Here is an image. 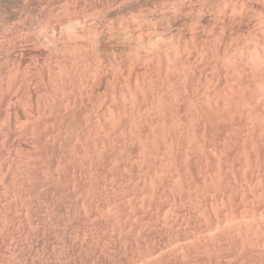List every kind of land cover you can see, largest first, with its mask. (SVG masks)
Listing matches in <instances>:
<instances>
[{"label": "bare ground", "instance_id": "obj_1", "mask_svg": "<svg viewBox=\"0 0 264 264\" xmlns=\"http://www.w3.org/2000/svg\"><path fill=\"white\" fill-rule=\"evenodd\" d=\"M7 2L21 10V14L13 16L18 20L14 28L9 27L4 16L7 11L2 10V3ZM162 24H167L166 28ZM254 106L264 110V0H0V200L6 203V209L14 203L20 207L19 212L34 219L33 203L73 199L83 206L86 201H95L104 187H123L126 181L131 185L128 179H132V171L141 172L150 167L152 160L156 165L151 167L156 172L147 169L145 174L154 176L148 179L153 185L175 163L182 136L192 141L203 131L200 135L204 137L207 128L209 132L217 130L219 120L226 122V118L227 124L235 123L233 116L239 108L251 110ZM257 112L258 116L263 114L257 110L252 114L256 117ZM247 117L244 118L248 120ZM242 118L239 126L236 123L232 128L225 123V129L240 127ZM256 118V122L261 120ZM212 122L214 129L207 127ZM247 123L245 127L250 131ZM248 162L244 164L245 174ZM255 168L259 167L251 170ZM158 174L161 177H156ZM176 179L173 176L172 182L177 184ZM255 182L256 187L261 186ZM178 188L173 190L177 192ZM107 206L106 210L110 209ZM14 210L17 217L19 212L15 207ZM2 217L3 214L0 221L5 215ZM5 219L3 224L7 225ZM10 226L14 228V223Z\"/></svg>", "mask_w": 264, "mask_h": 264}, {"label": "rangeland", "instance_id": "obj_2", "mask_svg": "<svg viewBox=\"0 0 264 264\" xmlns=\"http://www.w3.org/2000/svg\"><path fill=\"white\" fill-rule=\"evenodd\" d=\"M8 3L9 2L6 3L7 6L10 5V7H8V8H7L5 3H2V10L7 11V14L4 13L5 15L4 14L3 15L8 20V25H10L9 27L14 28L16 26L18 20H17V17L13 18V16H18L19 13L21 14V10L19 7H17L18 5L14 4V3L13 4L9 3V5H8ZM9 11H10V13H9ZM8 14H9V16H8ZM15 21H17L16 24H15ZM162 23L165 24V22H162ZM164 24H162L164 27L167 26V24L166 25H164ZM68 31H69V28H68ZM257 106L253 107V108H256L255 110L253 108H251V110H250V109H246L244 107L238 109L241 112L240 113L241 116L240 115L239 116L241 118L243 117L242 119H244L243 124H242L243 121H240V127H236L234 129H229V126L233 128V126H235L236 123H237L236 125L239 126V120H240L239 118L240 117L237 118L239 111L236 110L238 114L234 115L236 112H233L234 116L232 115L233 119L235 120V123H233L234 121L231 120L232 118L230 119L229 117H227V118H228V120L233 121V122H231L232 124H229V123L227 124L226 118H225L226 122L223 120H219L218 121V123L220 122L219 124L216 122L218 124V126L221 125L219 127H224L222 130H221V128L219 129V127L217 125H216L217 130L215 129L216 131H212V129H211L209 132L207 130H209L210 128H207V130L204 131L206 134H203L204 135V137H203L202 135H200L203 133V131L201 132V130L198 129V132L199 133L201 132V133L199 135H197L198 134L197 133L196 134L197 137L195 135V137H194L195 139L192 141H191V138L189 139L188 136H184V137L182 136L184 138V141L181 140V139H183L181 137V139H180L181 142H180V146H179L180 150L178 149V153H177L178 157L176 156V161H174L175 163H172L171 166L167 167V169H166L167 172L168 171L170 172V174H169V172L167 173V172L163 171L161 174L162 175V177H161V175H159L160 174L159 173L156 177H158V178L161 177V178L158 179V181L156 178V180L154 182L156 185L155 184H153V185L149 184L150 178H154V176H152L150 172L154 173V171H155V170H153V168L151 166L156 165L155 161L152 160L154 163L152 161H149L151 163V165L149 164L150 167L142 169L141 172H140V170L137 171L136 169H134L132 171V173H131L132 179H128V180L132 181V182L131 181L129 182V183H132L131 185L128 184V181H126L125 182L126 184L123 183V187H122V184H121V186H120V184H118V185H115V187L114 186H107V187L102 188V190H104L106 192L100 190L101 191L100 196H98L99 199H98V197H96L95 201H91V203L90 202L88 203V201H86V203L91 204L90 207H89V205H86L85 202L83 203V206H82V203L80 204V202H78V201H75V200L73 201V199L70 201L69 200H57V201L52 200V201L45 202V203L44 202H39V203H35V204L33 203L34 206L32 204V209L34 208L33 214L34 213L35 214L33 215L34 219H32V217L28 218V215L27 214L25 215L24 211L19 212L21 209L16 204H15V206L13 205L14 203H12V206L10 205L12 210L6 209V207H5L6 203H3V204H5V205H3L2 200H0V213L2 212L3 217L5 215V217L4 218L2 217L3 219L1 220L2 224L0 223V225H1L0 230H1V228H3V231L0 232V264H264V255H263L264 254V248H263L264 247L263 246L264 245V240H263L264 239V212H262L263 214H261V211L264 210V209H262V208H264V199L262 201V197L264 198V196H262V195H264V193H263L264 192V188H263L264 187L263 186L264 185V177H263L264 169H262V168H264V161H262L264 159L263 158L264 157V145H262V142L264 141V140H262L264 138V135H263L264 134L263 133L264 132V126H263L264 124H262V123H264V121H263L264 120V110L262 109L263 108L262 106H259L261 109L259 108V110H258ZM245 110L247 111V113L244 116L243 111H245ZM256 110L260 111V113L261 112L263 113V114H260V116H258L259 112H257L258 114L256 113L257 114L256 117H259L258 118L259 120L261 118V120L258 122H256L257 118L255 117V115L252 114L253 112L255 113ZM250 111H253V112H251V116L249 114ZM261 115H263V117H261ZM246 116H248L247 117L248 120H246L244 118ZM253 116H254V118H252L253 120L251 118H249V117H253ZM235 117L238 120L235 119ZM230 121H228V122H230ZM247 121L248 122L253 121V123L255 121L256 124L255 123L249 124V123H247ZM221 122L223 125L225 123H226V125H229L226 127V129H228V130L225 129L226 125L223 126L221 124ZM245 123H247L248 128H250V131H248L249 129H247V126L245 127V125H246ZM209 125L210 126H207V127H212L214 129L213 125H215V124H213V122ZM231 125H233V126H231ZM241 125H244V126H241ZM249 125H250V127H249ZM254 125L255 126L258 125V126L255 127ZM260 125H261V127H263V128H261L262 130L260 129ZM244 127H245V129L243 130ZM253 127H254V129L256 128L257 130H254ZM251 129H252L253 133H251L252 132ZM206 131L208 132V134ZM234 131H235V133H234ZM247 131L250 133H248ZM229 132H230V134H229ZM258 132H259V134H258ZM241 133H243V134H241ZM245 133L248 135H246ZM211 134H212V136H211ZM224 134H225V136H224ZM236 135H237V137H236ZM260 135H263V136H260ZM198 136H202V137H198ZM240 137H242V138H240ZM257 137H258V139H257ZM226 139H227V141H226ZM230 140L232 143L230 142ZM241 140H242V142H241ZM250 140H252V142ZM190 142H191V144H189ZM201 142H203V143H201ZM243 142H244V144H243ZM255 143H257V144H255ZM195 144H197V145H195ZM213 144H215V145H213ZM242 144L244 147L242 146ZM188 147H190V148H188ZM198 147H199V149H197ZM206 147H208V148H206ZM217 147H218V149H217ZM225 147H228V149ZM214 148H216V149H214ZM221 148H222V150H221ZM250 149H251V151H250ZM195 150H197V151H195ZM261 150H263V151H261ZM190 151H191V153H190ZM256 152H257V154H256ZM253 153H255V154H253ZM187 154H188V156H187ZM218 154H220V155H218ZM200 156H202V158ZM219 157H220L221 161L218 160ZM241 157H242V160H241ZM178 159L181 160L182 162L181 161L179 162ZM234 160H235V162H234ZM247 160L250 162H248ZM245 161L248 162V164L246 163L247 168H248V166H249V168L251 167L250 169L249 168L247 169L248 173L250 172V174H249L250 176L247 175L248 174L247 171L245 174V170H246V167L244 166ZM254 162H255V164H254ZM201 163H203V164H201ZM216 163H218L219 165H217ZM241 163L243 166H241ZM257 163H259V164H257ZM222 164H223V166H222ZM251 164H252V166H251ZM175 165H176V167H175ZM197 165H199V166H197ZM232 165H233V168H232ZM256 166H257V168L258 167L259 168L258 169L255 168L254 170H251ZM214 168H216V169H214ZM260 168H261V170H260ZM147 169H149L150 172L147 171L146 173H148V172L149 173L146 175L145 171ZM186 169H188V170H186ZM262 170H263V172H262ZM188 171H189V174H188ZM213 171H214V173H213ZM158 172H160V171H157V173ZM196 172H199V173H196ZM242 172H243V174H242ZM255 172H257V173L262 172L261 173L262 175L260 173H258L259 174L258 175ZM137 173H138V175H136ZM163 173H164V175H163ZM132 174H133V176L135 175L134 178H133ZM244 174L246 177L244 176ZM149 175H151V177ZM255 175H258V176H255ZM163 176H165L166 178ZM173 176H174V179H176V176L178 177L176 179V182L178 181L177 184H178V187H180V188L177 187L176 183L172 182ZM208 176H209V178H207ZM243 177H245L244 180H243ZM250 177H252V178H250ZM256 177H258V178L260 177V179L263 182H261V180H259V179L256 180L257 179ZM139 178H140V181H139ZM229 178H230V180H229ZM141 179H144L143 180L144 183ZM164 179H166V180H164ZM249 179H251V182ZM133 180L136 181L135 185H134L135 181L133 182ZM188 180H189V182H188ZM245 180H246V182H245ZM247 180H249L250 183ZM253 181L254 182L259 181L257 183H261V186H260V184H258L257 185L258 188H257L256 182L253 183ZM139 182H141V183H139ZM179 182H180V184H179ZM207 182H209V183H207ZM171 183H172V189H170ZM195 183H196V185H195ZM225 183L227 184V186L225 185ZM244 183H246V184L249 183L250 185H247L248 187H246V186H244ZM242 184H243V186H242ZM126 185H127V187H126ZM215 185H217V186H215ZM228 185H230V187H228ZM254 185H255V187H254ZM149 186H150V188H149ZM173 186L175 188H178V189H176L177 192L174 191L175 188H173ZM250 186H253V187L251 188ZM201 187H202V189H201ZM213 187H215V188H213ZM249 187H250V189H249ZM259 187H261V188H259ZM113 188H114L115 193L111 192V190H113ZM117 189H118L119 193L116 192ZM186 189H188V190H186ZM198 189H200V190H198ZM251 189H253V190H251ZM261 189H263L261 191L262 195H260ZM121 190H122V192H121ZM151 190H154V191L151 193ZM247 190L248 191L251 190L250 192H252V193L250 194V192H248ZM130 191H131V194H130ZM139 191H140V193H139ZM157 191H158V193L156 194ZM245 191H247V192H245ZM253 191L256 194V196L258 195L257 193H260L258 195L259 198L255 196ZM257 191H259V192H257ZM125 192H126V195L124 194ZM106 193H107V195H106ZM132 194L134 196H132ZM244 194H245V196H244ZM248 194H250V195H248ZM252 194H254V195H252ZM101 195H102V197H101ZM108 195H110L111 198H110V196L108 197ZM126 196H128V197H126ZM129 196L132 197L131 198L132 200L130 199ZM176 196H178V197H176ZM242 196H243V198H242ZM251 196H254L255 198H253ZM105 197H108V198H105ZM139 197H141V199ZM260 197H261V199H260ZM109 198H110V200H109ZM122 198H123V201H122ZM160 198H163V199H160ZM256 198H258V200ZM96 199H98V200H96ZM124 199H126V200H124ZM181 199H182V201H181ZM244 199H246V200H244ZM252 199H255V200H252ZM112 200H115L114 204H113ZM141 200H143V201H141ZM200 200H201V202H200ZM251 200L253 202V204H252L254 206V207L252 206L253 208L250 205ZM129 201L131 203H129ZM136 201H137V203H135ZM156 201H158V202H156ZM254 201H256V202H254ZM71 202H73V203H71ZM74 202H76V203H74ZM245 202H247V203L244 204ZM77 203H79V204H77ZM110 203H112L114 206H112V204L110 205ZM142 203H143V205H142L143 207L141 206ZM150 203H151V205H150ZM260 203H262V205ZM76 204H77V206H76ZM95 204H97V205H95ZM35 205L36 206L39 205L38 207H36L37 210L35 209ZM40 205H41V207H40ZM210 205L211 206L213 205V207H211ZM1 206L5 207L4 211L8 210L7 215L4 214V212H3L4 207L1 209ZM81 206L83 208H85L84 210H87V213L89 212L87 215L85 214L86 211H85V213H83L84 210L81 209L82 208ZM96 206H98V208ZM106 206H107V208L111 206L110 209H107L108 211L106 210ZM138 206L141 208L139 209ZM10 207H8V208H10ZM14 207L17 209L20 216L19 215H17V217L15 216L16 210H14ZM79 207H81V208H79ZM102 207H104V208H102ZM114 207L116 209H114ZM177 207H179V208H177ZM45 208L47 211L44 210ZM100 208L104 209V210H100ZM209 208H210V210H209ZM78 209H80V210L78 211ZM96 209H97V211H96ZM9 210H11V211L9 212ZM82 210H83V212H82ZM94 210H95V212H93ZM105 210H106V213H105ZM109 210H111L110 211L111 213L109 212ZM253 210L256 212V215H255V212H253ZM48 211H50V213ZM90 211H92V212H90ZM101 211H103V212H101ZM163 211H164V213H163ZM249 211L251 213H249ZM14 212H15V214H14ZM37 212L39 213L38 216H37V214H38ZM108 212L110 213V215H108L109 214ZM197 213H199V214H197ZM240 213H242V214H240ZM2 214L0 215V219H1ZM22 214H24V215L22 216ZM244 214H245V216H244ZM252 214H254V215H252ZM260 214L263 218L260 216ZM10 215H13V217L11 216V218H10ZM8 216H9V218H8ZM24 216L26 217V219L31 218L30 220H27L29 222L26 221ZM36 217H38V218H36ZM17 218H18V221H17ZM258 218H259V220H258ZM4 219H5V221L8 220V222L6 223L7 225L3 224ZM252 219H253V221H252ZM9 220H11L13 222H10ZM54 220H55V222H54ZM237 220H239V221H237ZM37 221H38V224H37ZM175 221H176V223H175ZM234 221H236V222L233 225ZM227 222H229V223H227ZM246 222H248V223H246ZM8 223H10V224H8ZM13 223H14V228H13V226H10V225H13ZM215 223L219 227L216 226ZM224 223H227L228 225L227 224L224 225ZM16 224H19V225H16ZM240 224H241V226H240ZM29 225H31L32 227L29 228L30 227ZM213 225H215V226H213ZM5 226H7L8 228ZM223 226H224V228H223ZM212 227H214V228H212ZM205 228H207V229H205ZM250 228H252V229H250ZM4 229H6L7 231L5 230V232H4ZM207 230L208 231L210 230V231L207 232ZM236 230H238V231H236ZM239 232H240V234H239ZM247 232H248V234H247ZM5 233H6V235H3ZM236 233H238L240 236L238 234L236 235ZM243 234L246 235V237L247 236L248 237L246 238ZM262 235H263V238H262ZM241 237H243L244 239L243 238L240 239ZM251 237H252V239H251ZM198 238H201V239H198ZM259 239L261 240L260 242L258 241ZM262 248H263V250H262Z\"/></svg>", "mask_w": 264, "mask_h": 264}]
</instances>
